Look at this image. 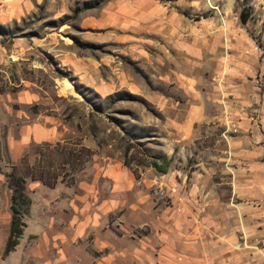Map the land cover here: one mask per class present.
<instances>
[{"label":"rangeland","instance_id":"obj_1","mask_svg":"<svg viewBox=\"0 0 264 264\" xmlns=\"http://www.w3.org/2000/svg\"><path fill=\"white\" fill-rule=\"evenodd\" d=\"M0 264H264V0H0Z\"/></svg>","mask_w":264,"mask_h":264},{"label":"trees","instance_id":"obj_2","mask_svg":"<svg viewBox=\"0 0 264 264\" xmlns=\"http://www.w3.org/2000/svg\"><path fill=\"white\" fill-rule=\"evenodd\" d=\"M248 11L247 10H241L239 17L241 22H246L248 19ZM70 149H67V145H63L60 142L55 143H38L35 144L32 147L28 148V152L25 153L21 159L23 163H25V159L29 156L28 153L30 149L32 152L38 153V162L40 163L44 157H52L56 153V156L59 157L58 165L61 169L66 170V166L70 168V170H74L77 165H83V163L87 160V157L91 155V151L89 148H86L85 146H82L81 144L75 143L73 146L69 147ZM159 159L164 161V163L169 164L171 158H168L166 155L159 156ZM124 163L126 164V160H124ZM150 164L155 167L156 169L160 171H166V167L159 164L156 160H153L150 162ZM17 165L13 164L11 166V176H15V172L17 170ZM26 176H29L31 180H38L42 182L43 184L54 187L58 181H60V174L58 172H52L50 170L51 167H46L44 165H28L26 164ZM25 173V172H24ZM65 173V172H64ZM25 175H20L16 179H18L19 182L23 183L25 180ZM62 180V179H61ZM12 204H11V210L13 212L11 217V223H10V232L9 236L7 238L6 246H5V254H7L9 251H11L15 245L17 244L18 236L21 234V228H19V216L17 215L19 213V209L16 205V196H12Z\"/></svg>","mask_w":264,"mask_h":264},{"label":"crops","instance_id":"obj_3","mask_svg":"<svg viewBox=\"0 0 264 264\" xmlns=\"http://www.w3.org/2000/svg\"><path fill=\"white\" fill-rule=\"evenodd\" d=\"M35 127V126H34ZM23 131H25V127H23ZM37 131H38V135L39 136H44V137H46V135H47V132H45L44 130H42V129H37Z\"/></svg>","mask_w":264,"mask_h":264},{"label":"water","instance_id":"obj_4","mask_svg":"<svg viewBox=\"0 0 264 264\" xmlns=\"http://www.w3.org/2000/svg\"><path fill=\"white\" fill-rule=\"evenodd\" d=\"M73 94H75V93H73Z\"/></svg>","mask_w":264,"mask_h":264}]
</instances>
